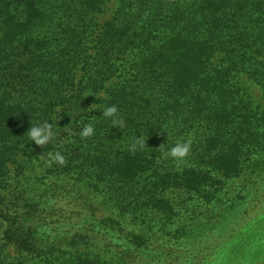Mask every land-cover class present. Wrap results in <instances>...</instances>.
<instances>
[{"label":"trees","instance_id":"1","mask_svg":"<svg viewBox=\"0 0 264 264\" xmlns=\"http://www.w3.org/2000/svg\"><path fill=\"white\" fill-rule=\"evenodd\" d=\"M111 1L0 0V264L155 262L148 237L96 210L61 224L49 219V190L11 200L3 189L14 172L68 177L146 230L150 213L160 214L170 235L178 214L162 193L211 203L217 176L239 177L243 159L264 152V105L255 107L241 81L264 91V0H121L98 26ZM109 105L122 130L102 119ZM45 122L54 135L41 148L26 134ZM90 122L95 135L81 139ZM142 136L145 147L134 148ZM187 140L189 155L168 159ZM57 151L64 164L48 166ZM92 239L107 260L88 253Z\"/></svg>","mask_w":264,"mask_h":264},{"label":"rangeland","instance_id":"2","mask_svg":"<svg viewBox=\"0 0 264 264\" xmlns=\"http://www.w3.org/2000/svg\"><path fill=\"white\" fill-rule=\"evenodd\" d=\"M120 3L121 0L111 1L105 13L97 17L98 26L115 15ZM241 81L244 93L255 107L263 106L264 91L261 86L246 78ZM66 131L62 129V132ZM262 153L243 159L239 177L224 179L217 176L220 184L208 189L215 196L211 203L200 195L184 191L162 193L161 197L168 200L178 214L173 224L168 226L169 229L167 227L170 235H162L160 232L158 224L164 218L160 214L150 213L153 230H146L127 216L122 217L112 210L110 205L105 204L104 197L92 192L91 188L79 187L76 181L65 176L58 179L47 176L44 178L41 170L36 167L34 173H27L28 178L20 177L18 172L12 173L3 190L7 191L6 195L11 200L15 193H26L28 199H35L49 190V193L55 194V210L49 215V219H60L61 224H66L69 218L81 213H92V210H96L100 217L121 222L127 232L139 233L149 238L155 262L149 260L148 256H142L138 260L140 264H264V152ZM73 186L78 189H72ZM177 229H183L186 234L177 238ZM1 239L0 230V242ZM103 246L100 239H92L88 242V253L107 260Z\"/></svg>","mask_w":264,"mask_h":264},{"label":"clouds","instance_id":"3","mask_svg":"<svg viewBox=\"0 0 264 264\" xmlns=\"http://www.w3.org/2000/svg\"><path fill=\"white\" fill-rule=\"evenodd\" d=\"M102 119L110 120L113 127L119 128L122 130L125 127V121L120 118L119 116V109L116 105H109L104 106L102 109ZM27 137L31 141V143H34L37 146H40L43 148V146L49 144L52 141L54 132L53 127L51 123L45 122L43 124H36L30 127V129L27 132ZM95 135V126L93 123H87L85 124L80 132L79 136L81 139H87L90 137H93ZM133 147H145V144L143 143V136L141 138H135V143L133 144ZM191 150V141H178L175 143L174 146H172L166 155L168 157H171L175 160H183L186 158ZM65 162L64 156L59 152H49L47 157V165L51 166L52 163H58L60 165H63Z\"/></svg>","mask_w":264,"mask_h":264}]
</instances>
